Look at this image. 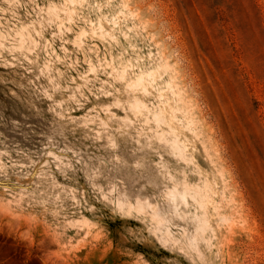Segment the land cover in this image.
I'll return each instance as SVG.
<instances>
[{
  "label": "rangeland",
  "instance_id": "obj_1",
  "mask_svg": "<svg viewBox=\"0 0 264 264\" xmlns=\"http://www.w3.org/2000/svg\"><path fill=\"white\" fill-rule=\"evenodd\" d=\"M0 264H264V0H0Z\"/></svg>",
  "mask_w": 264,
  "mask_h": 264
},
{
  "label": "bare ground",
  "instance_id": "obj_2",
  "mask_svg": "<svg viewBox=\"0 0 264 264\" xmlns=\"http://www.w3.org/2000/svg\"><path fill=\"white\" fill-rule=\"evenodd\" d=\"M100 27V26H99ZM140 79V78H139Z\"/></svg>",
  "mask_w": 264,
  "mask_h": 264
}]
</instances>
